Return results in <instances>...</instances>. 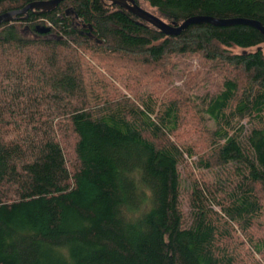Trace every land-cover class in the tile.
I'll use <instances>...</instances> for the list:
<instances>
[{"label": "trees", "instance_id": "trees-1", "mask_svg": "<svg viewBox=\"0 0 264 264\" xmlns=\"http://www.w3.org/2000/svg\"><path fill=\"white\" fill-rule=\"evenodd\" d=\"M136 1L166 22L264 25V0ZM263 44L245 24L165 35L107 0L2 22L0 264H236L231 230L264 215Z\"/></svg>", "mask_w": 264, "mask_h": 264}, {"label": "water", "instance_id": "water-1", "mask_svg": "<svg viewBox=\"0 0 264 264\" xmlns=\"http://www.w3.org/2000/svg\"><path fill=\"white\" fill-rule=\"evenodd\" d=\"M63 0H36L28 2L20 9H14L0 13V24L2 22L12 21L15 17L25 15L29 10L36 12H49L54 10ZM111 4L126 10L136 16L138 19L156 27L162 34L177 35L191 24L209 23L215 26H228L235 24H245L257 29L264 36V25L256 20L249 18H216L204 15H194L186 18L180 23L166 22L151 11L143 8L136 0H107ZM40 32L48 31V28H40Z\"/></svg>", "mask_w": 264, "mask_h": 264}, {"label": "rangeland", "instance_id": "rangeland-1", "mask_svg": "<svg viewBox=\"0 0 264 264\" xmlns=\"http://www.w3.org/2000/svg\"><path fill=\"white\" fill-rule=\"evenodd\" d=\"M143 7L148 9V7L145 4L143 5ZM261 47L264 52V44L261 45ZM199 64L200 62L196 58L192 60V63L189 64V66L187 64V67L184 64L181 65V63H179L178 74L177 76L173 78V84L178 87H182L181 84L183 80H185L184 75L181 72L179 73V69L184 70L183 68H187L189 70L190 68L192 70H195L199 68ZM208 88H211V86H208ZM195 90L198 93L202 91V90L198 91L197 89ZM188 95H191V94H188ZM189 102L192 104L189 105L190 108H188V111L185 112L187 114L186 117H190V115L194 112L193 109L195 108L194 100H190ZM186 129L188 128H183L181 132L179 133V136L181 137V139L185 140L187 131H189ZM197 141H198L197 145L199 146L203 145L201 138H198ZM194 161H195V157L193 158L187 157V160L184 161L183 165L180 168V173H181L182 181H183L182 206L184 210H186V195H187V191H188L191 179L194 176L200 175L199 170L195 168ZM231 233H232L231 236L233 237L231 238L229 237V239L227 240V244L235 251L238 257V261L236 264H264V215L260 219V221L257 222L255 226L251 229V232H249L248 237L244 234L239 235L238 231L232 232L231 230ZM253 241H257V242L259 241L262 243L261 253L255 254L254 249H253Z\"/></svg>", "mask_w": 264, "mask_h": 264}]
</instances>
